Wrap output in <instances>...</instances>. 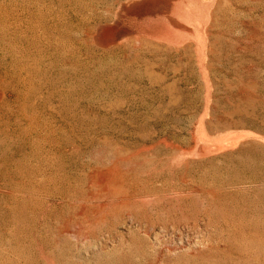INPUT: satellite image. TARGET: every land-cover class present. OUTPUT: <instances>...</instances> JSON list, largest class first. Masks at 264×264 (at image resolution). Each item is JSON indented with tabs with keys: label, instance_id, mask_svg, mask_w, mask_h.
Instances as JSON below:
<instances>
[{
	"label": "rangeland",
	"instance_id": "obj_1",
	"mask_svg": "<svg viewBox=\"0 0 264 264\" xmlns=\"http://www.w3.org/2000/svg\"><path fill=\"white\" fill-rule=\"evenodd\" d=\"M0 264H264V0H0Z\"/></svg>",
	"mask_w": 264,
	"mask_h": 264
}]
</instances>
